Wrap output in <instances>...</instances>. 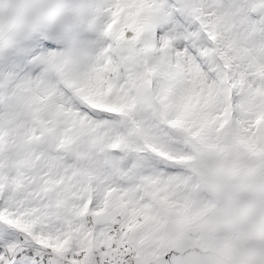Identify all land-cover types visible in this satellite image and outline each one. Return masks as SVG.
Here are the masks:
<instances>
[{"label":"snow or ice","instance_id":"1","mask_svg":"<svg viewBox=\"0 0 264 264\" xmlns=\"http://www.w3.org/2000/svg\"><path fill=\"white\" fill-rule=\"evenodd\" d=\"M87 12L0 0V264H264V0Z\"/></svg>","mask_w":264,"mask_h":264},{"label":"rangeland","instance_id":"2","mask_svg":"<svg viewBox=\"0 0 264 264\" xmlns=\"http://www.w3.org/2000/svg\"><path fill=\"white\" fill-rule=\"evenodd\" d=\"M37 2L52 17L49 25L37 34L40 39L52 43L47 33L54 26L67 45L82 49L85 55L90 54L92 51L90 46L96 41L97 33L90 27L87 10L99 0H37ZM32 47H36V44L34 43ZM11 71H16L21 76L26 73V69L20 65L11 66L0 61V80Z\"/></svg>","mask_w":264,"mask_h":264}]
</instances>
